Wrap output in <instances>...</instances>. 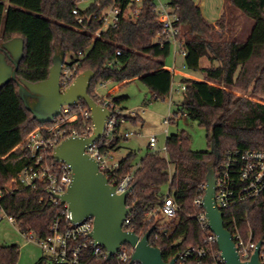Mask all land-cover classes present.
I'll list each match as a JSON object with an SVG mask.
<instances>
[{"label":"trees","instance_id":"16d2710c","mask_svg":"<svg viewBox=\"0 0 264 264\" xmlns=\"http://www.w3.org/2000/svg\"><path fill=\"white\" fill-rule=\"evenodd\" d=\"M6 1L0 0V44L16 37L25 41L18 78L32 83L48 79L56 47L61 44L67 55L83 54L78 71L94 72L89 94L98 104L102 100L93 92L109 81L139 79L151 91L153 100H165L170 94L174 76L166 69V60L171 47L154 43L163 28L150 3L144 6L136 22L122 19L117 28L103 31L100 38H95L101 28L99 24L90 23V33L76 29L72 10L81 0H9V6ZM228 2L233 11L255 21L245 41L225 35L236 28L234 14L230 25H225V14L213 24L194 0H169L170 6L179 9V38L187 51L185 67L202 71L206 79L182 78L186 90L183 102L172 114V123H177L180 114L197 121L205 129L213 151H193L190 136L181 131L167 136L166 156L148 146L146 154L135 163L137 154L131 151L119 161L116 172L119 178L134 173V190L127 200L134 217L131 228L138 236L154 228L150 244L161 249L167 263L188 246L205 245L204 232L195 219L199 208L194 202L206 185L210 162L214 161L216 166L228 150L264 151V0ZM114 3L125 7L127 0H99L86 13L100 12ZM119 50L121 55L117 56ZM204 60L209 66L202 65ZM109 98L121 106L127 97ZM88 109L83 101L73 107L75 112ZM140 119L138 116L128 121L136 124ZM86 122L92 123L90 119ZM47 125L40 124L26 109L17 82L0 89L1 206L7 216L16 219L21 231L39 236L50 234L61 205L42 206L40 202L45 195L40 188L13 185L9 191V184L32 163L26 149L28 136ZM119 142L116 139L108 152L115 153ZM166 188L180 206L171 225H162L157 220L160 215H151L162 204ZM224 222L230 232H235L236 225L244 240L264 245V195L255 203H241L225 210ZM173 226L176 230L172 236L162 235V231ZM156 233L161 237L154 241ZM19 257V246L0 245V264H18ZM47 260L44 256L36 264H46ZM109 263L103 260V264Z\"/></svg>","mask_w":264,"mask_h":264},{"label":"built area","instance_id":"2783aa9c","mask_svg":"<svg viewBox=\"0 0 264 264\" xmlns=\"http://www.w3.org/2000/svg\"><path fill=\"white\" fill-rule=\"evenodd\" d=\"M87 0H81L72 10L76 18V29L90 33V23L100 25V29L94 34L95 38H100L103 31L115 29L122 19L136 22L146 4L153 6L156 18L162 25V31L157 34L154 43L163 47L165 44L175 49V59L181 56L185 59L187 51L184 41L179 38L181 31L178 8L170 6L169 1L162 0H127L125 7L115 3L94 14L86 13L80 8V4ZM94 2L99 0H93ZM116 1V0H114ZM121 51H117V56ZM83 54L75 55L70 62L65 63L60 78L61 90L69 88L79 74L80 60ZM112 65V62L109 63ZM185 67V66H184ZM174 71V69H173ZM106 83L100 84L105 87ZM181 90H186V85L182 84ZM93 95L102 100L101 106L111 111L107 118L102 137L86 146L85 153L98 162L100 171L108 179L111 186L115 187L117 194L127 191L134 181V173L119 178L116 172L119 169V161L114 160V152H108L116 139H129L135 135L134 132L122 131L123 126L128 122V118L139 116L135 111H125L115 105L111 98L103 97L98 92V88ZM92 96V95H91ZM77 105V104H76ZM75 105V106H76ZM74 106V107H75ZM80 116L82 121H80ZM187 117L186 114H180ZM91 120L90 110L75 112L73 107L65 106L61 114L49 125L33 131L27 138L26 149H28L32 163L27 166L17 178L12 181L13 185L24 188H40L44 197L41 199L42 206L61 205L59 217L53 224L51 232L47 236H39L34 232H23L30 242L39 245L45 257L53 264H103L107 259L109 264H142L133 259L135 249L129 244L122 245L118 252L108 258V252L92 238L94 220L89 218L81 222L74 223L69 212L68 204H61L59 196L64 195L72 184V168L63 162L54 159V150L68 138H88L93 134L94 125L87 124ZM172 122V115L165 119L164 123L168 127ZM48 124V123H47ZM168 133V130L166 131ZM149 146L154 152H159L166 156V146L162 150H155L158 146L156 136L149 138ZM216 176V206L224 213L225 210L237 206L241 203H255L264 195V151L252 150H228L215 166ZM206 185L200 191L194 204L199 208L195 219L204 232L203 246H188L177 256L176 264H225L218 248L217 236L212 233L209 221L204 208V196ZM2 190L0 189V213H4L1 206ZM180 209L168 189L162 204L156 209L152 216L162 215L166 218L174 219ZM7 216V215H6ZM9 221L17 224L12 216H7ZM134 217L131 213L124 221L123 229L133 231L131 228ZM176 228L173 226L169 230L162 231L163 236H172ZM235 232L232 233L236 243L240 258L243 261L251 259L257 248V244L243 239L241 233L235 225ZM144 236V235H143ZM152 236V235H151ZM150 236V238H151ZM142 237V236H140ZM161 235L156 233L153 237L157 241ZM217 246V249L215 247ZM259 260L264 264V245L260 249Z\"/></svg>","mask_w":264,"mask_h":264},{"label":"water","instance_id":"95a60500","mask_svg":"<svg viewBox=\"0 0 264 264\" xmlns=\"http://www.w3.org/2000/svg\"><path fill=\"white\" fill-rule=\"evenodd\" d=\"M25 41L16 37L0 44V89L10 82H17L19 95L25 107L40 124H47L56 119L63 107H74L80 101L88 106L94 125L93 134L88 138H68L55 150L54 159L68 164L73 171L72 184L68 191L58 198L61 204H68L74 223L85 219L94 220L92 238L108 252L111 258L122 245L129 244L135 249L133 259L142 264H176L177 256L165 262L160 248L150 244L154 228L144 236L134 231H125L123 224L132 212L127 200L134 186L122 194H117L115 187L100 171L97 161L85 153L86 146L100 139L105 123L111 111L98 104L89 94L94 79L93 71L81 73L65 91L61 90L60 78L66 59V52L59 48L53 57V66L48 79L37 83L17 77V71L24 57ZM215 165L210 162L206 178L204 208L212 233L217 236L218 248L225 264H261L259 260L262 242L248 261L240 258L232 233L225 227L224 213L216 206Z\"/></svg>","mask_w":264,"mask_h":264},{"label":"rangeland","instance_id":"374dc122","mask_svg":"<svg viewBox=\"0 0 264 264\" xmlns=\"http://www.w3.org/2000/svg\"><path fill=\"white\" fill-rule=\"evenodd\" d=\"M168 2L169 0H162ZM198 4L207 20L213 22L220 18L222 14H225V25H230L231 16L234 14L236 28L231 30V33H225L227 36H232L239 40L245 41L249 38L255 21L241 15L238 11H233L228 0H194ZM94 3L93 0H87L80 4L82 10L88 9ZM6 5L9 6V0L6 1ZM234 12V13H233ZM222 33V29H218ZM233 32V33H232ZM63 49L61 44H58L57 49ZM73 58V54H66V61L70 62ZM204 67L209 66L207 60L203 61ZM185 66V60L181 56H177L175 59V49L171 48V54L166 60V68L173 73L172 89L170 94L165 100H153L150 90L139 79L133 81L124 82V85L120 83L112 82L107 88L98 86V92L100 95H107L110 90L117 88V97H127L120 106L125 111H135L141 117V119L135 124L131 121L127 122L122 131L134 132L135 135L129 139H123L120 145V149L113 154L115 161H120L131 151L136 152L137 156L135 163H138L141 158L148 151L149 138L156 136L158 139V146L155 150H162L166 146V139L168 135L176 134L181 131L187 132L191 138V148L195 152L213 151V147L208 145L207 135L205 129L200 127L197 121L191 120L188 117H181L177 120V123H170L167 127L164 123L165 119L177 110V106L183 102L182 78L189 76L195 80L205 81V75L202 71L194 72L188 70ZM168 130V133L166 132ZM162 154V152H161ZM214 164L215 162L212 161ZM12 184H9V189ZM167 192V188L165 189ZM159 223L173 224L174 219L166 218L162 215L157 217ZM176 222V219H175ZM164 229V228H163ZM0 245L11 246L17 245L20 248V257L18 264H36L42 257L44 252L41 247L34 242H30L26 235L23 234L16 224L9 221L5 213H0ZM46 264H53L47 260Z\"/></svg>","mask_w":264,"mask_h":264},{"label":"crops","instance_id":"0c3cea01","mask_svg":"<svg viewBox=\"0 0 264 264\" xmlns=\"http://www.w3.org/2000/svg\"><path fill=\"white\" fill-rule=\"evenodd\" d=\"M221 17V16H220ZM220 18H218V19H216V20H214L213 22H211V23H213V24H215L218 20H219ZM209 21V20H208ZM210 22V21H209ZM167 69V68H166ZM172 73H174L175 74V72L172 70ZM185 78H190V79H194V78H191V77H189V76H184ZM183 77V78H184ZM195 80V79H194ZM111 83V81H109V82H106V86L105 87H103V88H107V86L109 85ZM120 85L122 86V85H124V82L123 83H120ZM118 89L117 88H114L113 90H110L108 93H107V95H102L103 97H117L116 95H117V93H118V91H117ZM151 92V91H150ZM138 117V116H137ZM129 122V121H128ZM127 131V130H126ZM121 142H122V140L120 139V142L118 143V145H117V148L119 147V149H120V145H121ZM118 149V150H119ZM117 150V151H118ZM116 151V152H117ZM115 152V153H116Z\"/></svg>","mask_w":264,"mask_h":264}]
</instances>
